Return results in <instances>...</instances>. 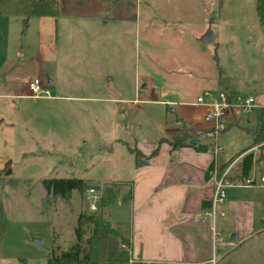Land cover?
<instances>
[{
	"label": "crops",
	"instance_id": "0c3cea01",
	"mask_svg": "<svg viewBox=\"0 0 264 264\" xmlns=\"http://www.w3.org/2000/svg\"><path fill=\"white\" fill-rule=\"evenodd\" d=\"M107 1L108 4L106 3L102 11L118 13L122 0ZM82 2L84 0H79L80 4ZM169 2L178 4L164 6L165 13L173 11L174 8L181 14L182 11L185 12L188 18L199 17L179 24L184 25V30L194 33L195 40H198L203 48L208 42L204 41L205 34L212 32L210 23L212 24L219 11V0ZM148 7L151 8V5L148 4ZM138 9L136 5L135 21ZM79 10V15L71 16V19L60 20L58 13L54 20H46L51 16H40L41 20L36 21L40 42H46L48 46L49 53L46 58H40L37 52L26 49L20 43L12 44L7 32L0 31V110L9 126L19 124L29 130L23 142L26 147L21 149L23 156L37 153L38 150L32 148L33 145L39 146L40 150L41 147L46 150L44 146L54 143L57 146L55 154H58L60 150L73 152L74 146L80 142L85 143L92 133L106 135L111 131L116 134L123 121V110L119 103L125 100L127 104H134L139 100L137 97H120L123 94L122 85L117 78H107V75L90 76L87 79L90 82L87 90L79 92L75 89L79 79L75 72L80 73L84 66L80 62L81 59L74 64L71 60L75 54H78L79 58L84 55L91 30L101 31L108 22L107 18H87L83 10ZM2 16L9 19L3 18V21H12V16ZM29 21L30 18L26 25L30 24ZM22 26L25 28L23 24ZM58 31L61 35H58ZM213 38L212 35L210 39ZM102 41L103 39L99 38L94 42L99 44L100 56L103 59L105 54L101 51ZM75 50H78V53ZM20 57L24 59L20 61ZM97 69L95 67V70ZM179 74L184 79H191L194 71L188 67ZM35 77L40 78L52 97L36 100L27 97V83ZM108 80L111 85H108ZM245 85L241 84L238 88L229 83L225 90L213 92L203 89L195 96L181 95L182 97L178 98L169 95L155 98L151 94L153 98L140 100L172 106L171 112L176 124L170 129L167 137H156L146 147H142L140 141L136 142V151L132 150L133 170L130 179L115 181L125 183L119 186V197L116 201L119 206L128 209L125 229L114 227L112 220H109L120 235L122 232L123 240H119V250L114 255L107 254L106 247V261L100 264H264V152L261 144H253L256 130L264 131V69L258 78L246 81ZM108 86L113 96L108 95ZM149 88H154L150 81L144 82L142 86L137 81L132 92L134 91L135 95L138 92L146 95ZM205 91L213 95L219 92L242 95L240 92H244V96L255 97L258 104V108L252 113H238L226 128L228 131L231 128L246 131L251 141L249 146L230 156L229 160L220 158L218 153L215 154L211 141L202 137L201 133L213 125L206 120L204 107L195 104L196 98ZM132 92L130 96L133 97ZM61 117L65 119L63 123L59 121ZM186 129L200 134L193 135L188 141L173 148L171 142L182 136ZM200 138L205 141L204 144L200 143ZM162 139L164 141L160 142ZM115 140L116 137L109 142ZM191 140L197 141L191 144ZM156 147L157 152L152 155ZM247 155H251V158L248 168L245 169L244 160ZM7 162L10 173L0 175V186L15 182L11 179L10 160L6 161L0 170L6 167ZM225 171L230 181L245 182L247 179H253V183L227 188L226 199L220 206L224 216H217L214 222L208 218L194 221V216L210 205L215 180ZM130 188V201L125 202L122 199ZM77 215L78 212L75 219ZM213 224L222 238V243L215 250L212 242ZM225 233L229 238L235 235L233 242L228 239L229 248L223 245ZM122 243L127 247L121 249ZM130 260L132 262H129Z\"/></svg>",
	"mask_w": 264,
	"mask_h": 264
},
{
	"label": "rangeland",
	"instance_id": "374dc122",
	"mask_svg": "<svg viewBox=\"0 0 264 264\" xmlns=\"http://www.w3.org/2000/svg\"><path fill=\"white\" fill-rule=\"evenodd\" d=\"M58 1L60 20L78 16L79 9L87 18L108 20L103 30H91L84 55L79 58L75 54L71 60L74 64L81 59L84 66L80 73L75 72L79 77L75 89L79 92L87 90L90 76L107 75V78H117L122 85L120 97H137L139 100L134 104H127L125 100L119 103L123 121L116 134L111 131L106 135L92 133L85 143L74 146L73 152L60 150L58 154H55L57 146L51 143L44 146L46 150L33 145L37 153L23 156L21 149L26 147L23 142L29 130L19 124L9 126L0 110V167L10 160L11 179L15 180L12 184L0 186V264H45L53 241L62 249L71 247L75 240V215L89 211L87 190L102 191L103 183L129 180L136 142L140 141L142 147H146L156 137H167L176 124L171 112L173 107L140 100L153 98L151 94L155 98L167 95L178 98L181 95L195 96L203 89L217 92L225 90L229 83L239 88L246 81L258 78L264 69V0H219V11L210 23L214 38L208 40L203 48L195 40L194 33L184 30V25H181L199 17L188 18L185 12L181 14L174 8L164 12V6H177L178 2L122 0V6L116 13L102 11L108 4L107 0H84L82 4L79 0ZM136 5L139 11L135 21ZM3 18L8 19L0 15V31L7 32L12 44L20 43L37 52L40 58H46L48 46L46 42L42 44L37 35L39 26L36 21L41 20L40 16L31 17L25 28L19 16H12V21L8 19L6 23ZM54 19L47 17L46 20ZM99 38L103 39V59L99 44L95 43ZM188 67L193 69L194 75L191 79H184L179 73ZM137 81L140 86L150 81L154 88H149L146 95L141 92L135 95L132 88ZM108 85H111L110 80ZM109 90L108 86V95L113 96ZM159 91L161 94L158 95ZM59 121L63 123L65 119L61 117ZM248 136L242 129L222 131L217 138L221 147L219 157L229 160L230 156L249 146ZM114 137L117 140L109 142ZM200 139L204 144L205 141ZM258 144L262 145L264 152V141ZM7 168L0 170V175L5 174ZM74 177L82 179L83 193L74 191L69 200L46 196L43 179ZM128 215V209L117 203L103 211L104 219L112 220V225L120 230L125 229ZM223 238L224 247L229 248V235L225 233ZM119 240V236L108 238L107 254L117 253Z\"/></svg>",
	"mask_w": 264,
	"mask_h": 264
},
{
	"label": "trees",
	"instance_id": "16d2710c",
	"mask_svg": "<svg viewBox=\"0 0 264 264\" xmlns=\"http://www.w3.org/2000/svg\"><path fill=\"white\" fill-rule=\"evenodd\" d=\"M58 0H0V15L19 16L25 26L28 19L35 16H51L58 14ZM185 133L175 138L171 145L176 147L191 139L193 135L200 132H192L189 129ZM164 139L160 140V142ZM264 141V131L257 129L254 134V145ZM157 147L152 155L156 154ZM251 155H247L244 168H248ZM9 162L6 163L8 167ZM5 167V168H6ZM6 174L10 173L9 167ZM42 184L46 190V196L69 200L72 192L83 193L84 185L79 178H52L43 179ZM125 183L103 184L102 196L98 203V210L95 212L80 211L76 218L74 227V243L67 249H62L54 241L46 256L45 264H100L106 261V247L110 236H122L112 227L109 220L104 219L103 211L106 207L116 203L119 195V186ZM127 196V197H126ZM131 198V188L122 199L129 202Z\"/></svg>",
	"mask_w": 264,
	"mask_h": 264
},
{
	"label": "built area",
	"instance_id": "2783aa9c",
	"mask_svg": "<svg viewBox=\"0 0 264 264\" xmlns=\"http://www.w3.org/2000/svg\"><path fill=\"white\" fill-rule=\"evenodd\" d=\"M28 94L27 97L36 100L40 98L52 97L50 91L44 86L40 78H32L27 83ZM196 105H200L205 109V118L213 125L205 129L201 134L203 138H206L212 142V151L216 154L221 148L218 145V135L224 131L233 118L239 113L249 114L258 108L255 97L244 96L232 92H219L216 95L210 92H203L196 98ZM262 121L264 122V113L262 115ZM263 180V178H262ZM253 179H247L245 182L230 181L227 179V172H223L214 183L213 194L211 197L210 205L200 211L194 216V221H203L208 218L214 222L217 216H224V212L220 209V206L224 203L227 195V188L232 186H244L251 185ZM88 193V209L90 212L98 210V203L102 196V191H95L94 188H89ZM213 233V249L222 243V238L217 233L214 224L211 225ZM125 244H120V248H126ZM129 262H132L131 260Z\"/></svg>",
	"mask_w": 264,
	"mask_h": 264
},
{
	"label": "water",
	"instance_id": "95a60500",
	"mask_svg": "<svg viewBox=\"0 0 264 264\" xmlns=\"http://www.w3.org/2000/svg\"><path fill=\"white\" fill-rule=\"evenodd\" d=\"M210 38H212V34L208 31V32L205 34V36H204V41H208ZM196 141H197V140H191L190 143H191V144H194ZM229 240H230L231 242H233V241L235 240V235H232V236L229 238ZM36 241H37V243L39 242V240H36Z\"/></svg>",
	"mask_w": 264,
	"mask_h": 264
}]
</instances>
